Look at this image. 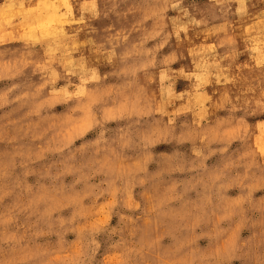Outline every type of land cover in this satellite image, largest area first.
<instances>
[{
	"label": "clouds",
	"instance_id": "1",
	"mask_svg": "<svg viewBox=\"0 0 264 264\" xmlns=\"http://www.w3.org/2000/svg\"><path fill=\"white\" fill-rule=\"evenodd\" d=\"M0 264H264V0H0Z\"/></svg>",
	"mask_w": 264,
	"mask_h": 264
}]
</instances>
